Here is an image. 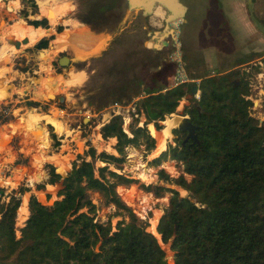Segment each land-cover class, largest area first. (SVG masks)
<instances>
[{
  "label": "trees",
  "instance_id": "obj_1",
  "mask_svg": "<svg viewBox=\"0 0 264 264\" xmlns=\"http://www.w3.org/2000/svg\"><path fill=\"white\" fill-rule=\"evenodd\" d=\"M111 7V3L105 4L98 10ZM29 24L34 31L48 29L46 20ZM48 42L42 39L33 46L45 50ZM49 51L40 55L44 62ZM239 76L236 70L197 78L199 100L189 99L183 110L196 127V141H185L187 133L175 128L174 145L168 143L148 162L159 168L163 162L175 161L182 167L178 177L160 168L157 183L145 185L122 173L128 147L143 148L146 158L156 149V140L146 123L140 127L135 120L128 135L121 116H112L100 134L105 141L116 140L112 147L116 154H97L90 147L85 152L90 161L77 163V157L64 178L55 167L45 165L49 178L35 189L44 190L45 185L61 181L58 200L46 206L32 194L29 215L19 229L16 220L21 196L31 189L21 185L4 197L5 190L0 188V264H168L161 244L169 245L173 264H264V120L252 116L249 86ZM173 77V65L148 74L143 95L131 97H141L136 113L153 123L158 132L163 129L160 123L176 112L196 85L182 84L163 92L172 86ZM27 105L37 108L40 104ZM6 124L8 121L2 123ZM96 163L101 166L96 167ZM16 164L24 165L25 161ZM133 184L155 199L170 194L156 225L160 240L148 231L151 215L140 218L117 193L119 186ZM167 186L178 187L187 195L180 197ZM92 194L98 195L99 205L93 202ZM101 208L113 210L105 221L98 217ZM113 218L118 219L114 225Z\"/></svg>",
  "mask_w": 264,
  "mask_h": 264
},
{
  "label": "rangeland",
  "instance_id": "obj_2",
  "mask_svg": "<svg viewBox=\"0 0 264 264\" xmlns=\"http://www.w3.org/2000/svg\"><path fill=\"white\" fill-rule=\"evenodd\" d=\"M11 1H16V5H12ZM38 2H45L57 9L59 20L53 28L49 19L41 15ZM110 3L111 9L104 12L98 10L100 6ZM194 7L192 11L185 9L189 16H184L182 24L175 29V22H167L168 15L162 12L163 10L151 12L148 16L140 12H129L123 0H0V49L4 45L13 49L9 53L10 57L2 62L6 66L10 58H15L14 71L18 76L8 85L10 77L2 74L8 70L3 69L2 73L0 72V79L1 76L5 78V82H0V103L8 105L12 112L11 117L7 119L8 124L0 126V188L5 190L4 197L21 185L31 189L29 193L21 196L22 204L16 220L17 229L23 226L29 215L27 202L32 194L46 206L58 200L56 194L61 187L56 191L35 189L37 184L49 178L45 165H53L56 169L59 166L58 171L55 169L56 173L64 178L77 157H80L77 163L83 159L90 161L85 155L90 147H93L97 154L102 151L116 154L112 148L114 143L103 139L99 141L94 136L95 133H100L102 126L107 124L112 116H121L123 130L128 133L129 125L135 120L139 121L138 126H143V116L136 117L127 111L130 104L141 99L131 97L141 93L148 74L164 71L170 68V65H173L175 73L177 60L180 59L191 80L188 84L198 85L199 77L236 72L237 65L249 57L254 62L256 54H252L251 50L257 35L250 24L257 23L259 28L264 30V23L260 22L250 9L249 0H242L240 15L243 23L237 16H231L224 10L221 12V8L217 6L211 13L212 16L204 15L205 11L200 4L194 3ZM207 11H210V8H207ZM36 20H46L48 29L52 30L48 36L42 38L48 40V44L54 48V51L50 50L45 54L46 62L43 57L40 59L39 53L49 50V46L45 50H37L34 45L21 47L22 49L17 51L12 44L3 42L7 37L13 40L14 36L18 37V30L24 32L26 28L32 29L29 21ZM64 21L78 27L65 26ZM59 29L61 32H58ZM39 30L41 29L37 31ZM161 35H164L163 40L157 42ZM151 44H156L157 50H154ZM62 56L70 59L69 65H58L57 59ZM250 66L252 67L243 66L239 77L248 83V98L252 102L259 101L251 109L252 116L263 121L264 62ZM256 72L261 75L257 76ZM44 82L52 83L55 88L48 87V91L44 93ZM39 91L44 99L53 96L54 100L44 102L37 95ZM57 97L65 99L62 105L57 101ZM189 99L188 95L179 103L176 112L172 114L177 117H165V128L161 132H155L153 123L147 126L156 143L161 136L164 137L163 150L168 143L174 145L172 130L178 126L181 117L185 116L183 106H189ZM114 100H117L118 105L111 104ZM30 102H38L40 105L33 108L27 105ZM49 115L51 117H48ZM123 118L128 119V125H124ZM54 119L61 122L65 130L70 131L68 136L58 133ZM30 125L34 128L30 129ZM43 125L48 130V137ZM52 135L55 138H52ZM46 143L48 147L44 146ZM37 148L43 152H37ZM126 154L122 173L145 185L157 183L156 172L160 168L171 177H178L182 172V167L170 160L163 162L159 168L150 166L148 162L156 157L152 155L145 158L143 148L128 147ZM40 156L53 158L44 160L40 159ZM17 161H25V164L17 165ZM95 166L99 167L101 164L96 163ZM185 177L189 180L188 176ZM55 185L61 186V181ZM167 187L177 190L180 197L187 195V192L178 187ZM117 193L140 218L145 219L151 215L148 231L159 240L156 225L163 208L168 204L170 194H166L162 199H155L152 194L139 190L136 184L119 186ZM91 198L99 205L97 194H92ZM112 212L110 208H101L98 217L105 221L106 216ZM155 220L156 225L152 226ZM117 221V218H113V225ZM161 245L168 264H173V253L169 250V245Z\"/></svg>",
  "mask_w": 264,
  "mask_h": 264
},
{
  "label": "crops",
  "instance_id": "obj_3",
  "mask_svg": "<svg viewBox=\"0 0 264 264\" xmlns=\"http://www.w3.org/2000/svg\"><path fill=\"white\" fill-rule=\"evenodd\" d=\"M192 1L194 3H198V4H200L202 6L203 10L205 11L204 12V15L212 16L211 13L215 10V7L217 6L219 9L221 8V12H223V10H224L225 12H228L229 15H231V16H233V15L234 16H237V18L239 19V21L243 23V20L241 19V15H240L241 14V10H242V0H201V1L200 0H192ZM194 3H193V6H194ZM249 4H250V9L252 10V12L255 13L257 15V17L260 19L259 21L262 22V23H264V0H249ZM193 6H187L186 8L188 9V11H192L193 9H195V7L193 8ZM207 8H210V11H207L206 12V9ZM158 10L159 11H162L163 10L162 12L167 13V11L164 8H162L161 6H158V5L155 4L154 7H153L152 12L154 13L155 11H158ZM187 16H189V15H187ZM245 25H248V24L246 23ZM250 26H251V29L255 32V35H257L255 37V41H254L255 44L252 46V50L253 51L251 50V53L256 54L257 57L254 59V62L257 63V64H259L260 62H262L264 60V30L260 29L259 28V25L257 23L250 24ZM40 28H38V29H40ZM42 30H43V28H42ZM47 30H49V29H47ZM5 41H6V39L3 42L5 43ZM1 46H2V44H1ZM9 53L10 52H8V54ZM13 57H15V56H13ZM14 62H15V58H13V59L10 58V60L8 61V64H6V66L2 67L0 65V68H1L0 69V72L3 69L8 70V71H5L4 70L5 72H3V73L1 72L3 74V76H6L8 78L10 77L9 80H8V85H10L12 83L11 82L12 79L18 78L17 74H15V71H14V69H15ZM22 77L24 78V76H22ZM20 78L21 77H19V79ZM37 93H39V94H37L39 96V98H41L43 100L44 97H42V95H40V91L37 92ZM186 106H183V110H184V108ZM39 114L48 115L46 113H39ZM185 116H188V115H185ZM48 117H51V116L49 115ZM43 124H45V123H43ZM45 125H48V124H45ZM45 125H43V126H44V129L46 130L47 137H48V130L46 129ZM162 126H163V129H164L165 128V122H162ZM152 127L154 128V126H152ZM53 131H54V129H53ZM155 132H158V131L155 130ZM159 132H161V131H159ZM97 134L99 135L100 139L102 140L100 133L98 132ZM97 134L95 133L94 136L97 137L96 136ZM113 140H114V142H113ZM115 142H116L115 139H110L108 143H114L115 144ZM156 147H157V143H156ZM38 149L39 148H37V152H39V153H42L43 152V151L42 152L41 151H38ZM165 149H166V147H165ZM154 151L151 153L150 157H152V155L154 154ZM39 158L40 159H44V160H46V158H48L50 160L53 157L52 156H49V157L40 156ZM61 163H65V162L61 161ZM53 167H55V166H53ZM55 169H56V167H55ZM58 169H60L59 166H58ZM58 169H56V170L58 171ZM66 169H67V166H66ZM60 187L61 186H59V185H55V186L45 185V190L46 191H50V190L56 191ZM34 193L37 194L36 192H34ZM21 199H22V197H21ZM39 202H41V200ZM41 203H43V202H41ZM21 204H22V201H21ZM27 208H28V202H27Z\"/></svg>",
  "mask_w": 264,
  "mask_h": 264
},
{
  "label": "water",
  "instance_id": "obj_4",
  "mask_svg": "<svg viewBox=\"0 0 264 264\" xmlns=\"http://www.w3.org/2000/svg\"><path fill=\"white\" fill-rule=\"evenodd\" d=\"M123 1L126 3L129 12H140L141 14H145L146 16L151 14L155 4L161 6L167 11V15H168L167 22H176L177 20L182 21L184 16L185 17L187 16L184 9H186L187 6H193L194 3L192 0H123ZM6 42L7 44H12L16 49H19L21 45L27 44L28 40L24 39L21 42L18 41L11 42L10 39H7ZM48 46L49 48L52 47L50 44H48ZM40 55L41 53H39V56ZM69 62L70 59L66 56H62L57 59V63L61 67H65L69 65ZM196 91H197V86L193 85L191 87V91L189 94L190 99L193 98V95L196 93ZM56 99L60 105H62L65 101L63 97H57ZM50 100H54V97L48 96V99L47 98L43 99L44 102H50ZM258 102L259 101H253V107H255ZM84 123H86V120H84ZM144 123H146L147 126L150 124L148 123L147 120H144ZM176 128L181 130L182 132L187 133L185 141L187 140L196 141V135H195L196 127L189 121V116L181 117V120ZM192 202L194 203L195 201L193 200Z\"/></svg>",
  "mask_w": 264,
  "mask_h": 264
},
{
  "label": "bare ground",
  "instance_id": "obj_5",
  "mask_svg": "<svg viewBox=\"0 0 264 264\" xmlns=\"http://www.w3.org/2000/svg\"><path fill=\"white\" fill-rule=\"evenodd\" d=\"M5 1V0H4ZM12 2V1H11ZM10 2V3H11ZM12 5H16V1H13L12 2ZM38 5H39V11H40V13H41V15L42 16H44V17H46L47 19H49V21H50V25H51V27L53 28L54 26H56V24H57V22H58V12H57V9L54 7V6H52V5H50V4H47V3H45V2H38ZM70 5V4H69ZM11 10H13V8H10ZM184 11H185V9H184ZM186 12V11H185ZM157 16L159 15V14H157V13H155ZM156 20V19H155ZM154 20V21H155ZM68 21V20H67ZM67 21H64V25H70V26H75V27H78L77 25H75V24H69V23H67ZM82 28V27H81ZM41 29V28H40ZM52 32V30H39V31H33L32 29H29V28H26L25 29V31L23 32V30H18V31H16V36H18V37H15L14 36V40L15 41H18V42H21V40H24V39H27L28 40V43H27V45L25 44L24 46L23 45H21L20 46V48L19 49H16L15 47V50H21L22 48L21 47H23V48H25V47H32L33 45H35L37 42H39L42 38H45L46 36H48V34H50ZM76 35V34H75ZM77 37H79V36H77ZM163 37H164V35H161V36H159V38H158V40H157V42H161L162 40H163ZM19 40H18V39ZM7 39H10V41L11 42H13L14 40L13 39H11L10 37H7L6 38V40ZM152 45V47L154 48V50H157V48H158V46L156 45V44H151ZM11 46V45H10ZM13 46V45H12ZM12 47H7V46H3L1 49H0V65L2 66L3 64H4V62H2L3 61V59H5V58H9L10 56H9V54H8V52H12ZM24 50V49H23ZM50 50H52V51H54V48L53 47H51L50 48ZM100 51V50H99ZM98 51V52H99ZM98 52L96 53V54H98ZM95 54V55H96ZM9 60V59H8ZM77 60V59H76ZM86 60V59H85ZM79 61V60H78ZM4 66V65H3ZM1 69V68H0ZM1 81H4L5 82V78L4 77H2L1 76V79H0V82ZM47 83H44V85H45V87H44V93L46 92V91H48L47 89H48V87H51V88H55L53 85H52V83H50V84H47ZM65 86H69V85H66V84H64ZM59 87V86H58ZM70 87V86H69ZM57 89V88H56ZM0 90H1V87H0ZM61 90V89H60ZM171 117H177V116H175V115H172ZM53 121V120H52ZM34 122L35 121H33V125H34ZM54 123L56 124V128H57V131H58V133L59 134H62V135H66V136H68L69 134H70V131H68V130H65L64 129V127H63V125H62V123L61 122H59L57 119H54ZM126 124L128 125V120H126ZM31 126L30 127V129H32V128H34V126ZM127 134H129L127 131H125ZM97 138L99 139V141H100V138H99V136L97 135ZM163 140H164V137H162L161 136V139L160 140H158L159 141V143H158V141H157V147H156V149H155V153L153 154V157H158L159 156V154L162 152V150H163ZM42 143H43V141H42ZM45 147L47 146L48 147V143H46L45 145H44ZM165 150V149H164ZM163 150V151H164ZM143 199V198H142ZM156 225V220L154 221V223H153V225L152 226H155Z\"/></svg>",
  "mask_w": 264,
  "mask_h": 264
},
{
  "label": "built area",
  "instance_id": "obj_6",
  "mask_svg": "<svg viewBox=\"0 0 264 264\" xmlns=\"http://www.w3.org/2000/svg\"><path fill=\"white\" fill-rule=\"evenodd\" d=\"M181 24H182V22L178 21V22H175L173 26L176 29V28H178V25H181ZM177 63L178 64H177V67L175 69L174 77H173V80H172V86L170 88H168V89H164L163 92H165L167 90H170L172 88L179 87L182 84H188V82L191 81V80H189V78H188V76L186 74V70L184 69V65L181 63L180 59L177 60ZM211 74L214 75L213 72H211ZM195 86H197V91L193 95V99L198 101L199 100V96H200V92L198 90V85H195ZM136 103L137 102H133L132 104H130L129 109H128L127 112L130 111L134 116L138 117V115L136 113V108H137ZM11 115H12V112H11L10 108L8 107V105H4V104L0 103V126L2 125L3 122L7 121V119L9 117H11ZM126 120H128V119H124L123 118L124 125H126Z\"/></svg>",
  "mask_w": 264,
  "mask_h": 264
},
{
  "label": "flooded vegetation",
  "instance_id": "obj_7",
  "mask_svg": "<svg viewBox=\"0 0 264 264\" xmlns=\"http://www.w3.org/2000/svg\"><path fill=\"white\" fill-rule=\"evenodd\" d=\"M264 62V61H263ZM257 63H255V62H252V60L251 61H249V62H247V63H243V64H240V65H237V69H238V71H239V73H241V68L243 67V66H249V68H251L252 66H250V65H253V66H255ZM259 64H261V62L259 63ZM256 74H257V76H260L261 74L260 73H257L256 72Z\"/></svg>",
  "mask_w": 264,
  "mask_h": 264
}]
</instances>
